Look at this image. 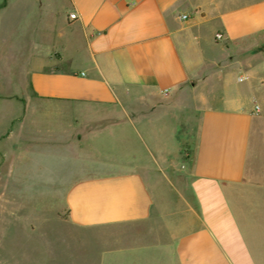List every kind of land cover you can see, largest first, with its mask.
<instances>
[{"label":"crops","instance_id":"1","mask_svg":"<svg viewBox=\"0 0 264 264\" xmlns=\"http://www.w3.org/2000/svg\"><path fill=\"white\" fill-rule=\"evenodd\" d=\"M37 8L53 47L0 149L46 150L47 264H264V0Z\"/></svg>","mask_w":264,"mask_h":264},{"label":"rangeland","instance_id":"2","mask_svg":"<svg viewBox=\"0 0 264 264\" xmlns=\"http://www.w3.org/2000/svg\"><path fill=\"white\" fill-rule=\"evenodd\" d=\"M7 1L9 7L0 8V98L5 99H0V147L11 128L10 115L29 106L25 102L29 70L53 47L46 36L41 35L37 45L33 39L47 24L46 14L37 15L38 4L45 0ZM20 130L5 145L6 160L0 149V264H47V225L55 219L60 201L49 198L47 179L35 178V167L47 158L46 150L31 151L35 144L27 128Z\"/></svg>","mask_w":264,"mask_h":264},{"label":"built area","instance_id":"3","mask_svg":"<svg viewBox=\"0 0 264 264\" xmlns=\"http://www.w3.org/2000/svg\"><path fill=\"white\" fill-rule=\"evenodd\" d=\"M77 18V15L76 14H71L70 15V19L71 20H75ZM182 19L183 20H186L187 19V16H182ZM222 38H223V36L221 35V34H217L216 35V39H218V40H222ZM256 110H258V107L256 108Z\"/></svg>","mask_w":264,"mask_h":264},{"label":"trees","instance_id":"4","mask_svg":"<svg viewBox=\"0 0 264 264\" xmlns=\"http://www.w3.org/2000/svg\"><path fill=\"white\" fill-rule=\"evenodd\" d=\"M7 2V0H5V3Z\"/></svg>","mask_w":264,"mask_h":264}]
</instances>
